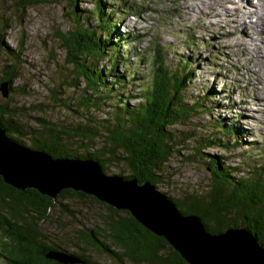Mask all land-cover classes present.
<instances>
[{"label":"trees","instance_id":"16d2710c","mask_svg":"<svg viewBox=\"0 0 264 264\" xmlns=\"http://www.w3.org/2000/svg\"><path fill=\"white\" fill-rule=\"evenodd\" d=\"M31 1L18 0V3L29 5ZM103 1L79 20L81 15L75 12L77 0H66L70 10L65 19L71 27L57 37L65 54L67 79L49 92L56 105L73 113L75 118L71 121L38 116L33 125L28 123L30 117L25 108L15 106L10 98L12 92L16 93L13 81L19 77L21 68L16 60L18 55L14 54L13 58L11 52H19L21 45L14 51L8 50L9 62L0 68V86L6 83L8 91L6 96L0 91V129L5 137L18 146L53 158L98 162L104 174L109 165H120L127 175H106L135 179L139 184L147 182L154 187L167 180L163 168L172 157L180 162L201 164L208 170V185L203 187V192L185 191L176 199L164 195L181 214L198 216L207 233L215 235L228 229H244L264 247V166L254 174L238 176V167L226 165L223 155L204 151L211 147L229 150L231 146L225 144L230 143L229 138L237 136L238 143L239 138L238 131L232 124L226 125V120L215 121L212 128L220 132L219 138L198 136L188 124L200 114L203 105V101L197 100L188 103L186 98L187 86L194 77L193 61L179 60L175 66L170 63L168 68L162 65V59L153 58L148 85L133 97L137 102L128 105L127 95L131 93L119 95L121 80L109 79V70L116 67L113 53L120 48L113 35L118 34V20L113 16L121 11L115 3L105 7ZM2 47L7 46L0 38ZM157 52L166 59L159 45ZM105 58L110 69L104 73ZM65 86L72 89L73 98L60 97ZM17 93L27 94L23 88ZM112 101L116 105H111ZM35 108L42 111L43 105L37 104ZM179 124L184 130L171 129ZM223 137L228 140L223 141ZM187 140L193 142L188 149L182 146ZM63 197H90L105 204L109 211L103 226L76 232L78 242L72 240V244L77 250L73 251L51 243L42 229L44 222L57 224V219H52L56 209L59 214L71 216L66 205L59 204ZM89 248L116 264H188L163 236L149 231L127 210H117L72 188L61 190L54 198L34 188L21 191L4 182L0 174V258L4 264H64L48 256L49 253L72 255L79 259L75 264H92L87 257Z\"/></svg>","mask_w":264,"mask_h":264},{"label":"rangeland","instance_id":"374dc122","mask_svg":"<svg viewBox=\"0 0 264 264\" xmlns=\"http://www.w3.org/2000/svg\"><path fill=\"white\" fill-rule=\"evenodd\" d=\"M101 1L77 0L80 10L75 8V12L81 15L79 20ZM103 3L105 7L115 3L121 13L113 16L117 17L119 34L113 35L120 46L119 52L113 53L116 67L109 70L105 58L102 69L104 73L110 71L111 81L121 80L119 95L131 93L127 95L128 105L136 103L133 97L148 85L153 58L162 59V65L168 68L179 60L193 61L194 77L187 86L186 98L188 103L197 100L203 101V105L200 114L188 124L198 136L219 138L220 132L212 128L215 121L226 120V125L232 124L238 131L239 138V143L237 136L229 138L231 144L225 143L231 146L229 150L211 147L204 151L223 155L226 165L238 167V176L254 174L264 166V25L253 8V0H105ZM22 6L18 0H0V38L7 46L0 49V68L9 62L8 50L14 51L21 45L19 52H11L13 58L14 54L18 55L16 60L21 65L19 77L13 81L17 89L10 94L11 103L25 108L31 125L38 116L71 121L75 118L73 113L56 105L49 92L67 79L65 54L57 34L66 33L71 27L65 19L70 5L66 0H32ZM158 45L167 60L157 55ZM20 88L27 94L17 93ZM73 93L65 86L60 97L73 98ZM37 104L43 105L42 111L35 108ZM179 127L184 128L179 124L171 129ZM223 139L226 141L228 137ZM192 143L187 140L182 146L188 149ZM106 172L127 175L120 165L111 164ZM163 176L167 180L154 189L175 199L181 198L185 191H204L203 187L208 185L207 168L198 163L180 162L177 157L167 161ZM59 204L66 205L71 216L59 214L56 209L52 219H57V224L44 222L42 229L51 243L69 251L77 250L72 244L77 231L103 226L109 214L105 204L90 197H63ZM87 257L92 264H116L93 248H89ZM0 264H4L1 258Z\"/></svg>","mask_w":264,"mask_h":264},{"label":"water","instance_id":"95a60500","mask_svg":"<svg viewBox=\"0 0 264 264\" xmlns=\"http://www.w3.org/2000/svg\"><path fill=\"white\" fill-rule=\"evenodd\" d=\"M0 88L6 96L7 84L2 83ZM0 174L4 182L21 191L34 188L54 198L61 190L72 188L127 210L149 231L163 236L188 264H264V247L244 229L207 233L198 216L181 214L151 184L106 175L98 162L89 159H59L28 150L7 139L1 129ZM48 256L64 264L79 262L64 253Z\"/></svg>","mask_w":264,"mask_h":264},{"label":"bare ground","instance_id":"6f19581e","mask_svg":"<svg viewBox=\"0 0 264 264\" xmlns=\"http://www.w3.org/2000/svg\"><path fill=\"white\" fill-rule=\"evenodd\" d=\"M259 5H257L254 0H253V4L255 6H253L254 10L257 11V15H259V20H261L262 24L264 25V0H256ZM230 2V1H228ZM233 3V2H232ZM219 6V5H218ZM253 14L256 12L251 11ZM257 21V19L255 20V22ZM262 25V26H263Z\"/></svg>","mask_w":264,"mask_h":264}]
</instances>
